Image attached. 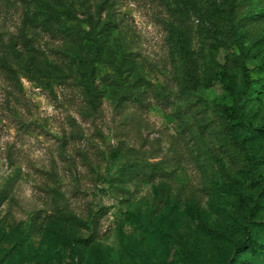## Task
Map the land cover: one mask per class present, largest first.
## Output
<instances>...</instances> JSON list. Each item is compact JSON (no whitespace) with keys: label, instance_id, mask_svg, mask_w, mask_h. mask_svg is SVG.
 <instances>
[{"label":"rangeland","instance_id":"1","mask_svg":"<svg viewBox=\"0 0 264 264\" xmlns=\"http://www.w3.org/2000/svg\"><path fill=\"white\" fill-rule=\"evenodd\" d=\"M195 1L200 13L177 0H0V264H70L73 246L78 264H101L100 247L120 264H225L243 234L235 203L257 192L245 129L226 118L235 96L222 84L184 90L172 27L191 29L202 77L238 91L242 53L264 81V0H237L232 19L227 0ZM243 17L254 26L236 25L239 44ZM87 53L102 55L96 97L78 71ZM244 111L264 118V88Z\"/></svg>","mask_w":264,"mask_h":264},{"label":"trees","instance_id":"2","mask_svg":"<svg viewBox=\"0 0 264 264\" xmlns=\"http://www.w3.org/2000/svg\"><path fill=\"white\" fill-rule=\"evenodd\" d=\"M177 1L179 6L185 8L184 10H186V8H191L196 12H201L195 0ZM236 3L237 0H227V6L224 12L231 19L232 16L237 17L235 14ZM189 12H186V14L188 15ZM181 16H183V12ZM258 17L263 18L264 12ZM49 18V20L52 21L56 19V16L51 15ZM202 20L201 21L204 23V19ZM231 25L233 31L236 30L234 35H237L238 37L241 36V40L235 38V41L239 44L244 35L241 32L242 29L237 28L236 25H239L241 28L245 26L248 27V29H251L254 26L252 22L246 20L245 17L240 18L237 23L233 21ZM172 33L175 34L177 51L184 62L182 81L184 90L188 93L202 87H211L215 82L222 84L226 91L235 96L234 104L223 108L226 118L230 122H237L238 125H242L245 129L244 133L238 137L240 150L245 157V164L242 170L257 187V192L256 195L242 194L235 203L234 213L236 219L238 218L242 220L239 226L242 228L243 234L239 238L231 240L233 247L230 253L226 256L225 264H247V262H250L249 264H264V248L260 237V233L264 232V225L259 222L256 217L257 212L264 206V151L256 148L259 141L258 139L264 136V118H262L260 122H257L252 116L246 115L244 111L246 100L254 96L256 86L264 88V81H259L252 75V73L262 65L250 68L245 62V54L242 53L240 66L244 75V83L242 87L236 91L234 84L226 80L227 75H220L216 72L206 77H202L197 58L195 57L196 55L190 28L183 30L173 26ZM101 56L95 57V55L91 56L88 53L79 56L80 61L78 71L80 78L84 83V88L95 95V97L100 95L98 85L96 84L98 69L95 61ZM213 156L216 160L217 156ZM3 198L0 203L3 201ZM65 242L71 244L68 239H66ZM100 249L101 264H120L118 257L108 248L100 247ZM243 254H246V256H250L251 258L245 260ZM259 256L262 258L261 262L258 258ZM70 257V264H78V249H76L75 246L71 249Z\"/></svg>","mask_w":264,"mask_h":264}]
</instances>
